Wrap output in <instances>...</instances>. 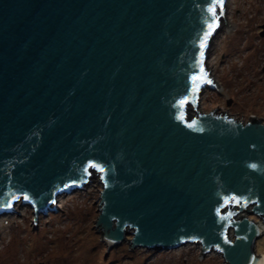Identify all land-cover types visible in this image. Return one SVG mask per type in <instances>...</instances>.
I'll return each instance as SVG.
<instances>
[{
  "label": "water",
  "instance_id": "obj_1",
  "mask_svg": "<svg viewBox=\"0 0 264 264\" xmlns=\"http://www.w3.org/2000/svg\"><path fill=\"white\" fill-rule=\"evenodd\" d=\"M225 5L0 0V216L23 199L37 228L97 172L107 250L199 244L263 264L264 121L188 114L219 87L207 60Z\"/></svg>",
  "mask_w": 264,
  "mask_h": 264
},
{
  "label": "rangeland",
  "instance_id": "obj_2",
  "mask_svg": "<svg viewBox=\"0 0 264 264\" xmlns=\"http://www.w3.org/2000/svg\"><path fill=\"white\" fill-rule=\"evenodd\" d=\"M225 18L228 29L223 21L207 61L208 73L219 87L206 86L198 108L188 107V114L192 117L218 108L220 114L229 113L238 121L246 118L247 122L251 116L264 121V0H226ZM97 174L93 172L84 190L57 197V212L48 209L39 214L37 228L35 210L22 204L23 199L15 203L14 212L1 215L0 264H226L216 252L200 257L199 244L159 252L131 250L126 241L107 250L99 229L94 228L103 190ZM243 214L249 217L245 212L239 218ZM255 250L264 256V236Z\"/></svg>",
  "mask_w": 264,
  "mask_h": 264
},
{
  "label": "snow or ice",
  "instance_id": "obj_3",
  "mask_svg": "<svg viewBox=\"0 0 264 264\" xmlns=\"http://www.w3.org/2000/svg\"><path fill=\"white\" fill-rule=\"evenodd\" d=\"M217 2L222 4L223 0H217ZM209 11H211L213 13V15H215V7L209 9ZM210 27H211V25H210ZM202 47H203V45H202ZM195 79H197V77H193V80H195ZM208 82L211 83V81H208ZM185 102L186 101H181V103H185ZM189 126L191 127V125H189ZM91 166L95 167V165H91ZM100 170L103 171V169H100ZM24 199H28V197L25 196ZM237 202H239V201H237Z\"/></svg>",
  "mask_w": 264,
  "mask_h": 264
},
{
  "label": "flooded vegetation",
  "instance_id": "obj_4",
  "mask_svg": "<svg viewBox=\"0 0 264 264\" xmlns=\"http://www.w3.org/2000/svg\"><path fill=\"white\" fill-rule=\"evenodd\" d=\"M229 116H232L233 118L235 117L234 115H231V114H229V113H227ZM237 118L238 117H236V120H237ZM253 118V116H251V117H249V119H247V122H245L246 121V118H244L243 120H240L239 119V122L240 121H243L242 123H248V122H250L251 121V119ZM256 118V117H255ZM258 118V117H257ZM235 119V118H234ZM238 121V120H237Z\"/></svg>",
  "mask_w": 264,
  "mask_h": 264
},
{
  "label": "bare ground",
  "instance_id": "obj_5",
  "mask_svg": "<svg viewBox=\"0 0 264 264\" xmlns=\"http://www.w3.org/2000/svg\"><path fill=\"white\" fill-rule=\"evenodd\" d=\"M229 31H230V29H229ZM208 61V60H207ZM210 64V63H209ZM208 69H209V65H208V63H207V71H208ZM91 179V178H90ZM89 179V180H90ZM84 187V186H83ZM82 190V189H81ZM60 203V207H61V204H62V201L61 200H59L58 201V204ZM58 204H57V206H58ZM7 214V213H6ZM263 259H264V256H263ZM263 264H264V262H263Z\"/></svg>",
  "mask_w": 264,
  "mask_h": 264
},
{
  "label": "trees",
  "instance_id": "obj_6",
  "mask_svg": "<svg viewBox=\"0 0 264 264\" xmlns=\"http://www.w3.org/2000/svg\"><path fill=\"white\" fill-rule=\"evenodd\" d=\"M253 219V218H252Z\"/></svg>",
  "mask_w": 264,
  "mask_h": 264
}]
</instances>
